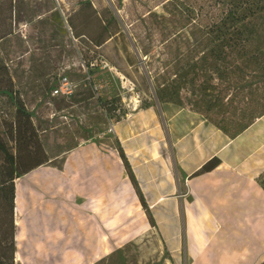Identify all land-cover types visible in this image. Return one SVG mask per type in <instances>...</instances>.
<instances>
[{
    "label": "crops",
    "instance_id": "1",
    "mask_svg": "<svg viewBox=\"0 0 264 264\" xmlns=\"http://www.w3.org/2000/svg\"><path fill=\"white\" fill-rule=\"evenodd\" d=\"M112 124L108 144L86 140L16 180L20 264H100L150 233L184 264H264V114L232 137L159 99Z\"/></svg>",
    "mask_w": 264,
    "mask_h": 264
},
{
    "label": "rangeland",
    "instance_id": "2",
    "mask_svg": "<svg viewBox=\"0 0 264 264\" xmlns=\"http://www.w3.org/2000/svg\"><path fill=\"white\" fill-rule=\"evenodd\" d=\"M88 1L95 12L85 4ZM159 2L0 0V35L4 30H12L11 35L0 40V84L9 85L12 81L33 112V122L50 158L47 163L60 165L71 148L86 140L108 144L114 139V134L108 132L111 124L136 103H159L157 83L191 57L193 38L188 35L189 29L174 38L177 29L171 21L161 19L166 13ZM55 10L63 16L62 22ZM149 10L155 14L150 15ZM70 16L86 32L84 36L73 35ZM117 30L121 33L109 42L108 56L105 48H95L96 39L107 38L109 32ZM105 59L109 63L106 68L102 62ZM216 70L212 64L196 84L186 83L180 95H172V100L203 112L232 133L264 113V76L251 67L244 77L228 81L216 78ZM197 71L202 73L199 68ZM65 76L74 83V93L69 97L52 95V87ZM209 83L215 95H201L199 87ZM7 104L6 98L0 96V121L3 115L7 117ZM0 129L6 131L4 125ZM5 167L4 155L0 153V182L5 178ZM6 216L7 211L1 210L0 204V221ZM14 218L16 223L15 210ZM14 264H20L16 257ZM100 264L184 261L172 257L162 239L150 233L128 243Z\"/></svg>",
    "mask_w": 264,
    "mask_h": 264
},
{
    "label": "trees",
    "instance_id": "3",
    "mask_svg": "<svg viewBox=\"0 0 264 264\" xmlns=\"http://www.w3.org/2000/svg\"><path fill=\"white\" fill-rule=\"evenodd\" d=\"M3 1L6 0H1ZM85 4L95 12L90 1ZM159 4H162L166 13L160 16L161 19L171 21L173 27L177 29L174 38L181 35L186 28L189 29V37L193 38L191 57L184 64L176 67L169 77L165 76L162 82L157 83L156 91L160 100L171 101L172 95H180L186 83L196 84L200 75H204L212 64L217 68L213 75L216 74V78L228 81L232 78L244 77L247 68L251 67L259 69L260 72L257 74L264 76V0H161ZM80 10L82 9L78 11ZM149 12L150 15L155 14L151 10ZM54 13L61 22L64 20L58 10ZM111 19H114V16ZM69 25L76 38L86 34L71 16ZM101 28L104 29L102 23ZM119 33L121 32L118 30L109 32L107 38L102 36L96 39L95 48H105L106 42L108 41L109 44L119 36ZM11 34V29L4 30L0 40ZM102 62L108 63V60ZM197 68L202 71L201 74ZM213 89L214 87L209 83L199 87V92L201 95H215ZM0 96L6 98L9 108L7 117L3 115L0 121V125L6 127L4 132L0 129V153L4 155L6 164L3 171L5 178L0 182V204L1 210L7 211L5 219L0 221V264H14L17 229L14 218L16 179L47 163L50 158L43 148L38 129L33 122L34 114L28 110L19 92L14 89L12 81L9 85L0 84ZM250 124L232 133L228 127L217 126L232 137H236ZM120 153L126 163L125 155L121 151ZM216 164V160L213 159L201 170H212ZM129 171L131 172V169ZM132 179L139 189L133 173ZM261 183L264 187V173L261 176ZM141 198L148 207L143 195ZM148 215L150 221L155 224L150 211Z\"/></svg>",
    "mask_w": 264,
    "mask_h": 264
},
{
    "label": "built area",
    "instance_id": "4",
    "mask_svg": "<svg viewBox=\"0 0 264 264\" xmlns=\"http://www.w3.org/2000/svg\"><path fill=\"white\" fill-rule=\"evenodd\" d=\"M105 66H109L108 63L104 62ZM75 91V85L74 83L68 78V77H63L59 84L56 85V87H54L52 89V95L54 96H65V97H69L71 96V94H73ZM114 131V126L113 124L110 126L108 132H113Z\"/></svg>",
    "mask_w": 264,
    "mask_h": 264
}]
</instances>
